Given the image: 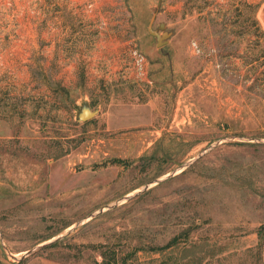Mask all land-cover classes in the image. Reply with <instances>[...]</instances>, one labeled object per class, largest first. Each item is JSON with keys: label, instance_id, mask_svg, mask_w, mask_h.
Listing matches in <instances>:
<instances>
[{"label": "rangeland", "instance_id": "374dc122", "mask_svg": "<svg viewBox=\"0 0 264 264\" xmlns=\"http://www.w3.org/2000/svg\"><path fill=\"white\" fill-rule=\"evenodd\" d=\"M232 136L264 140V0H0L13 256ZM259 230L264 145L229 141L20 262L0 240V264H256Z\"/></svg>", "mask_w": 264, "mask_h": 264}, {"label": "water", "instance_id": "95a60500", "mask_svg": "<svg viewBox=\"0 0 264 264\" xmlns=\"http://www.w3.org/2000/svg\"><path fill=\"white\" fill-rule=\"evenodd\" d=\"M155 19V13L152 15L151 20L149 22L148 25V31L151 35L154 36L155 40H156V46L157 47H162L164 45H166L168 43V39L170 37V32L166 31V27L164 23H160L157 27V29L153 30L152 29V24L153 21ZM98 110L97 109H92L90 103L87 100H81L78 109L76 110L75 114H74V118L77 122H86L90 119H92L96 114H97ZM229 141H239V142H252V143H256V144H263L264 145V140L261 139H253V138H248V137H239V136H232V137H228L225 138L221 141H217L215 143H213L212 145L208 146L207 148H205L204 150H202L199 154H197L194 158L188 160L187 162H184L183 164H180L179 166H177L176 168H174L172 171H170L167 175L159 177L149 183H147L146 185H144L142 188H140L139 190L128 194L124 197H122L121 199H119L116 202H113L109 205H106L100 209H98L97 211L89 214L88 216L82 218L81 220H79L78 222H76L74 225H72L71 227H69L68 229H66L64 232H62L61 234L57 235L55 238L48 240L46 242H43L41 245L37 246L36 248L30 250L29 252H27V254H25L22 257H16L13 256L11 253H9L3 243L2 237L0 235V240H1V245L4 251V254L7 258H9L12 261H16V262H20L21 260H24L30 256H32L33 254L37 253L39 250H41L43 247L60 240L61 238H63L64 236H66L67 234H69L70 232H72L74 229L78 228L80 225L84 224L86 221H88L91 218H94L96 216H98L99 214L114 208L115 206L123 203L124 201H127L130 198L135 197L136 195L149 190L151 187H153L154 185L160 184L164 181H166L167 179L177 175L178 173H180L181 171L185 170L186 168H188L190 165H192L196 160H198L199 158H201L202 156H204L207 152H209L210 150H212L213 148L217 147L218 145L225 143V142H229Z\"/></svg>", "mask_w": 264, "mask_h": 264}, {"label": "trees", "instance_id": "16d2710c", "mask_svg": "<svg viewBox=\"0 0 264 264\" xmlns=\"http://www.w3.org/2000/svg\"><path fill=\"white\" fill-rule=\"evenodd\" d=\"M263 245H264V233L261 230H259L258 231V241L254 248L256 250V255H255L256 264L261 263V250H262ZM119 263L120 262L116 260V258H113V261L111 262H105V264H119ZM121 264H126L125 259H122ZM165 264H167V262Z\"/></svg>", "mask_w": 264, "mask_h": 264}]
</instances>
